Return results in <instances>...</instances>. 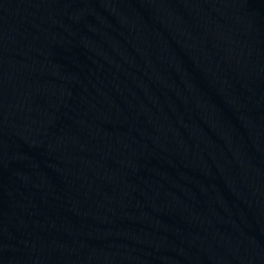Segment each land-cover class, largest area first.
Masks as SVG:
<instances>
[{
    "label": "water",
    "instance_id": "95a60500",
    "mask_svg": "<svg viewBox=\"0 0 264 264\" xmlns=\"http://www.w3.org/2000/svg\"><path fill=\"white\" fill-rule=\"evenodd\" d=\"M9 264H264V0H0Z\"/></svg>",
    "mask_w": 264,
    "mask_h": 264
}]
</instances>
